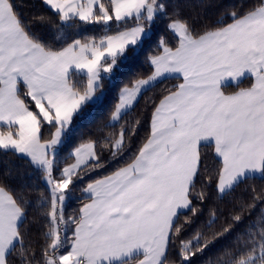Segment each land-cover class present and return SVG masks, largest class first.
Here are the masks:
<instances>
[{
    "label": "snow or ice",
    "instance_id": "obj_1",
    "mask_svg": "<svg viewBox=\"0 0 264 264\" xmlns=\"http://www.w3.org/2000/svg\"><path fill=\"white\" fill-rule=\"evenodd\" d=\"M39 6L51 15L29 17L20 0H0V154L25 159L43 186L0 178V264H192L257 209L208 264H264V0H242L213 23L185 16L177 0ZM162 19L175 43L161 38L147 57L150 74L119 90L104 126L119 130L84 139L61 159L74 119L103 104L102 81L114 82L128 51L138 54ZM36 23L54 24L51 39ZM168 80L179 82L151 100L147 135L132 152L141 121L126 127V118ZM128 153L110 174L78 187ZM256 180L259 188L248 183ZM241 185L250 195L235 201L227 223L211 231L219 219L211 208L209 233L185 238L211 189L224 199ZM78 190L80 206L67 213Z\"/></svg>",
    "mask_w": 264,
    "mask_h": 264
},
{
    "label": "trees",
    "instance_id": "obj_2",
    "mask_svg": "<svg viewBox=\"0 0 264 264\" xmlns=\"http://www.w3.org/2000/svg\"><path fill=\"white\" fill-rule=\"evenodd\" d=\"M24 4L21 9L22 12L27 14L29 17L43 15H51L44 8L39 6V0H20ZM179 3L183 14L188 17L203 18L210 23L215 22L218 18L226 15L228 11H231L235 6L242 2V0H177ZM245 3H251V0H243ZM37 6L33 7V4ZM54 19V18H53ZM166 19L159 20L152 28L150 39H148L141 51L138 54H133V50H129L127 55L129 56L128 63L122 65V71H116L114 82L110 83L108 79L102 81V91L107 95L104 98L102 105L93 108L91 105L85 109V115L80 118L77 117L73 121L74 132L70 133V138L66 141L65 151L60 153V158L64 159L72 148L78 145L82 140L91 138H100L106 136L111 131H118L119 129L105 128L104 126L109 123V118L114 105L118 102L117 95L119 90L124 86H131L133 81L139 78H144L150 74V68L147 64V57L150 54H155L157 51L158 42L161 38H164L169 42V44L175 43V39L167 29ZM35 29L37 32L43 34L46 38L51 39L52 30L54 29V24L46 23L40 24L36 23ZM92 31V29H89ZM176 80L165 81L163 85L155 87L150 92L143 93L142 97L138 99L135 104L134 110L130 112L126 120L128 127L137 118L140 119L141 125L137 128L136 134L132 138V152H134L139 145L143 142L145 136L148 132V120L150 116V102L151 100H158L162 95V89L165 87H171L172 84L178 83ZM250 83L249 80H245L241 86H247ZM234 87H229L226 91H235ZM100 95V92H97ZM103 128L104 131L101 132L99 129ZM47 135V133H45ZM203 155L206 157L205 163L212 168L216 165L217 161L214 156L213 149L205 147L203 149ZM104 159H107V153L104 155ZM130 159V153L126 154L124 159L118 162L108 164L104 169L97 172H92L90 175L85 176L84 182L78 187H83L86 183L91 182L103 175L110 174L116 167L121 166L124 160ZM71 162V161H69ZM8 176L9 182L14 186H24L27 185L30 190L34 188H43L42 184L35 176L33 168L27 163L25 159H21L17 156L3 155L0 154V178ZM249 184H254L257 188L261 186L259 180L249 181ZM247 185H241L232 195L225 197L224 199H219L217 194L213 189L210 190L211 199L205 204L200 205L202 212L192 217V223L187 227L185 232V238H191L196 231H201L204 233H209V229L206 226L209 217V209L216 208L217 216L219 219L213 225L211 231L219 230L220 226L227 223L225 217L232 210L235 201L238 198H248L250 195L249 191H246ZM80 192L79 190L75 193L76 198L71 201L66 209L67 213L73 212L80 206ZM191 216V213H186ZM259 214V209L253 214L251 218L244 220V225L234 229L233 233L226 238H222L216 241L213 245H210L208 249L205 250L203 254H198L196 257L192 258V264H208L209 261H215L218 256H221L223 249L225 247L232 246L234 236L244 231V226L250 224L256 219ZM31 220L32 217H29ZM177 257L175 252L171 256V261H176Z\"/></svg>",
    "mask_w": 264,
    "mask_h": 264
},
{
    "label": "crops",
    "instance_id": "obj_3",
    "mask_svg": "<svg viewBox=\"0 0 264 264\" xmlns=\"http://www.w3.org/2000/svg\"><path fill=\"white\" fill-rule=\"evenodd\" d=\"M97 96H99V93H97Z\"/></svg>",
    "mask_w": 264,
    "mask_h": 264
}]
</instances>
